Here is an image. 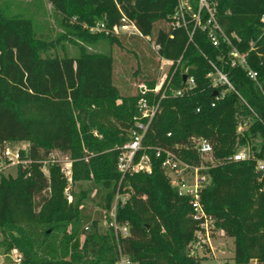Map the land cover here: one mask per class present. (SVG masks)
Here are the masks:
<instances>
[{
  "label": "trees",
  "instance_id": "trees-1",
  "mask_svg": "<svg viewBox=\"0 0 264 264\" xmlns=\"http://www.w3.org/2000/svg\"><path fill=\"white\" fill-rule=\"evenodd\" d=\"M47 1L63 22H72L75 34L84 41H117V35L93 32L91 27L101 21L119 24L125 15L161 44L164 57L183 56L196 87L184 97L163 100L148 141L175 149L198 135L213 143L219 162L209 170L211 182L203 192V205L218 227L234 238L235 264H264V177L257 173L254 161L228 159L241 145H250L257 154L264 151V65L259 57L254 54L251 65L259 71L263 89L245 70L230 67L226 44L214 47L200 30L189 42L186 30L172 25L178 0ZM190 1L196 8L197 0ZM263 14L264 0H220V22L229 34L237 33L244 45L260 38ZM160 21L167 25L157 26ZM45 50L32 20L10 14L0 4V148L8 142H30L28 150H21L29 163L18 166L16 177L0 178L5 245L8 252L17 249L22 254L21 264H115L119 251L113 231L101 232L98 220L84 228L80 207L87 194L69 203L67 176L50 156L55 150L73 153L84 143L87 151L74 163L73 181L94 179L106 190L104 206L111 208L121 179L116 147L127 140L138 113V96L120 94L110 54L90 53L83 47L77 56L44 54ZM210 61L228 73L257 115L235 91L212 105ZM147 82L153 86L156 79ZM181 83L177 77L175 84ZM244 119L250 126L239 132L238 124ZM183 151L195 158L191 149ZM150 153L152 173L124 180L133 193L117 204L118 220L131 230L122 249L133 264H202L200 257L191 254L197 223L189 197L171 185L162 158ZM45 161H49V175L43 170ZM33 223L43 226L40 233ZM60 247L62 259L56 255Z\"/></svg>",
  "mask_w": 264,
  "mask_h": 264
},
{
  "label": "built area",
  "instance_id": "built-area-1",
  "mask_svg": "<svg viewBox=\"0 0 264 264\" xmlns=\"http://www.w3.org/2000/svg\"><path fill=\"white\" fill-rule=\"evenodd\" d=\"M219 4L220 0H197V7L195 8L190 0H178V7L172 17V25L185 29L189 42H194L196 32L200 30L206 33L207 39L214 47L226 44L229 47L228 63L230 67L245 70L249 78L256 81L263 89L259 80V71L252 67L251 60L256 54L261 64L264 65V45L261 43L264 36V14L260 18L262 30L260 38L251 39L244 45L237 33L229 34L223 27L218 15ZM91 31L115 35L133 32L151 40L164 71L153 86L144 81L138 84L136 94L138 96V113L133 118V126L127 133V140L116 147L119 150L117 169L121 174V179L115 200L107 214V225L113 231L118 244L119 252L115 264H133L131 257L123 251L121 244L123 239L131 234L130 225L118 220L117 204L119 201L125 203L133 193L132 187L124 184L126 177L137 173H152L153 158L150 152L154 153L156 158H162L161 166L171 185L177 189L180 195L189 197L191 215L197 223L195 232L197 246L208 248L214 252L216 235L222 228L218 227L215 217L206 211L202 202L203 192L211 182L209 170L219 162L214 155L213 143L208 138L198 135L190 136L186 142L178 143L175 149L154 145L148 141L152 123L163 109V100L170 97H184L196 87V80L190 74L189 67L185 66L183 56L177 60L164 57L160 52L161 44L157 43L151 35H144L136 24L125 15L122 16L119 24L108 26L106 22L101 21L92 26ZM210 63L212 70L207 77L211 80V87L215 89V101L212 105L215 106L216 101L224 99L229 91H235L241 102L253 114L257 115L251 105L237 91L228 73L213 61ZM185 76L186 79H184ZM177 77L182 78L180 86L175 84ZM197 111L199 112L200 108H197ZM249 126V120H241L238 124V131L242 132ZM184 149H191L195 152V158L187 157L184 154ZM228 159L233 161L252 160L255 162L257 173L260 175L259 172L262 171L260 176L264 177V151L257 154L250 145H241ZM28 163L29 160L23 157L21 149H13L7 144L0 148V178L9 167L26 166ZM72 199V195L69 194V200L72 201ZM7 255L15 263L21 264L22 254L17 249H13Z\"/></svg>",
  "mask_w": 264,
  "mask_h": 264
},
{
  "label": "rangeland",
  "instance_id": "rangeland-1",
  "mask_svg": "<svg viewBox=\"0 0 264 264\" xmlns=\"http://www.w3.org/2000/svg\"><path fill=\"white\" fill-rule=\"evenodd\" d=\"M0 4L7 9L8 13L22 15L32 20L37 37L45 43L44 54L77 56L81 47L90 53L110 54L114 61V85L124 98L136 95L139 83L158 80L163 75L164 71L161 68L163 65L153 49L152 41L136 33H120L117 35L118 40L114 42L106 39L95 42L84 41L75 34L72 22L69 20L63 22L62 16L47 0H1ZM166 25L162 21L157 24V26ZM118 103H121V100H118ZM94 132L96 136L101 137L97 129H94ZM7 145L13 149L28 150L30 142L13 141L8 142ZM86 151L85 144L82 143L73 153L65 154L55 150L50 157L52 161L60 165L67 176L68 186L65 193L69 203L74 201L75 196L81 197L87 194L80 207L84 217V228L90 226L93 220H98L100 231L106 232L109 230L107 214L111 209L104 206L106 190L94 179L73 181L74 163L81 161V152ZM43 170L47 175L50 174L49 161L44 162ZM17 174V166L9 167L4 173L6 177H16ZM69 194L72 195V201L69 200ZM31 226L36 233H40L43 228L38 223H33ZM6 241L4 229L0 226V263L17 264L7 255L9 252L5 245ZM191 245L194 248L191 254L200 257L202 264H235L234 238L228 236L222 229L216 235L214 252L208 248L198 247L195 240L191 242ZM62 249L60 247L56 254L60 259L64 258Z\"/></svg>",
  "mask_w": 264,
  "mask_h": 264
},
{
  "label": "water",
  "instance_id": "water-1",
  "mask_svg": "<svg viewBox=\"0 0 264 264\" xmlns=\"http://www.w3.org/2000/svg\"><path fill=\"white\" fill-rule=\"evenodd\" d=\"M184 79H186V76L184 77ZM259 173H260V175H262V171H260Z\"/></svg>",
  "mask_w": 264,
  "mask_h": 264
}]
</instances>
